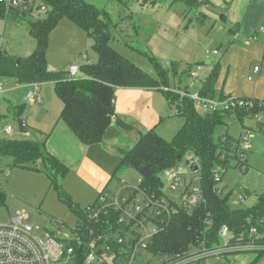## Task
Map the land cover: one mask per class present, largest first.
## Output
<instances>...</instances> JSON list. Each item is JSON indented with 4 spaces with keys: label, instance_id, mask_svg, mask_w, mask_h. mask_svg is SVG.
<instances>
[{
    "label": "rangeland",
    "instance_id": "rangeland-1",
    "mask_svg": "<svg viewBox=\"0 0 264 264\" xmlns=\"http://www.w3.org/2000/svg\"><path fill=\"white\" fill-rule=\"evenodd\" d=\"M86 1L104 13L112 34L111 47L154 77H158L154 65V62H157L167 72L170 90L180 87V90L198 92L200 80L207 75L214 66L215 58L217 59L214 55L207 56V51L218 50L220 44L225 45L227 41L225 37H235L236 34L228 32L231 25H233L231 28L238 29L239 34L251 35L256 32L254 35L259 36L264 33L259 30L264 24L263 8L261 6L248 8V0H236L234 4L230 3L231 0H226L227 3L204 0L209 3L190 10L180 2L169 5V0H160L155 6L141 5L139 0ZM220 7L224 12H221ZM228 8L230 17L227 18L228 20H223V16L227 17L225 10ZM247 11L242 23L241 17ZM201 14L205 16L201 18ZM44 16L41 14L24 18L12 15L4 20L0 19V50L16 58L28 57L35 47V40L28 31V21ZM233 17L236 18L235 21ZM230 21H233V24H230ZM92 43V39L84 30L67 18H61L49 35L47 65L50 63L59 70L58 67L69 63L68 69H70L72 65L91 62V59L96 60L97 54L92 49ZM207 60L212 62L207 65L205 64ZM197 66H200L199 70ZM188 71L196 72L198 78L193 80ZM0 83L2 86L0 139L34 140L33 132L35 130L45 132L47 125L52 123L56 115L58 116L61 101L55 93L52 82L19 83L14 77L2 76ZM145 89L157 93L154 106L161 118L154 129L165 139L171 140L183 118L177 116L174 106L166 101L163 86H161L162 90ZM30 93L34 94L33 99ZM196 108L198 112L204 113L197 104ZM19 119L25 121L27 130L24 132L19 131L17 123ZM242 125L250 129L252 135L251 148L246 152V165L240 167L237 160L230 159L226 169H223L222 164H216L212 168L213 172L222 175L217 186L223 189L224 193H228L227 204L234 210L253 207L259 197L264 196V111L251 119H245L242 124L229 118L226 125L215 127L213 136L217 139L227 133L237 138ZM8 126L12 131L11 134L6 132ZM135 134L134 132L132 135ZM38 141L41 142L42 139ZM188 155L185 154L178 163L184 164ZM99 156L104 166H109L113 161V174L118 168L120 158L118 156L114 159L108 158L104 153L102 154V151L99 152ZM35 165L42 169L40 161ZM46 167L49 174L55 177L67 192L61 175L49 164ZM0 169V190L4 191L6 196L5 204H0V225L11 223L16 214L23 211L28 216L26 223L33 228V235L44 239L46 233L54 229L55 220L63 221L66 229L75 224L76 215L58 200L44 172L16 167L8 156H0ZM191 177L199 178L200 174L199 172L192 174L186 170L181 179L189 183ZM67 178L70 183L68 187L75 184L73 175L68 174ZM138 179L136 170L121 167L109 185V193L119 190L123 186L122 180L135 186ZM161 179L163 181V175ZM167 195L172 201L179 200L178 191H169ZM86 206L82 205L81 209H85ZM195 252L192 249L190 254ZM159 258L158 255L153 254L143 255L147 264H157ZM227 259L235 261L236 264H264V252H261L260 256L256 252L228 254L227 258L219 255L208 256L191 264H229Z\"/></svg>",
    "mask_w": 264,
    "mask_h": 264
},
{
    "label": "trees",
    "instance_id": "trees-1",
    "mask_svg": "<svg viewBox=\"0 0 264 264\" xmlns=\"http://www.w3.org/2000/svg\"><path fill=\"white\" fill-rule=\"evenodd\" d=\"M40 1L46 5L48 11L44 17L28 21L29 34L35 40L33 52L28 57L16 58L0 50V77H14L19 83L52 82L62 106L59 119L81 143L92 145L103 139L115 115L114 93L117 88H168L167 72L157 62L154 65L158 77H154L111 47L110 25L105 20L104 13L93 4L86 0ZM139 1L141 5L155 6L160 0ZM169 2V5L183 3L189 10L208 3L204 0ZM12 15L24 18L31 16L15 9H7L5 3L0 1V19L4 20ZM204 16L201 14V18ZM61 18L70 20L92 39V49L97 54V59L79 65L81 77L69 76L67 71H51L47 67L49 35ZM232 31L233 28H230L228 32ZM218 73L219 64L216 62L209 75L200 80V96L222 98L214 87ZM165 93L167 101L175 107L176 114L183 118L182 126L171 140L159 135L154 128L140 133L130 148L120 149L121 158L117 171L121 167L136 170L141 187L158 197L162 194V173L175 166L185 154L195 155L200 160L199 184L204 200L191 213L178 207L169 218L166 217L150 250L154 254H168L172 259L181 258L192 249L198 252L203 246L210 248L218 244V231L222 226H227L231 233V245L248 241L247 237L241 239L238 235L242 232L247 235L251 228H256L259 234L264 233V196L259 197L253 207L231 209L227 204L228 193H224L217 186L222 175L219 181H215L213 177L212 168L216 164H222L223 169H226L230 159L237 160L240 167L247 163L240 162L236 144L238 139L227 133L217 139L213 136L215 127L226 125L232 113L214 112L207 117V114L197 112L195 103L190 98L180 99L174 92ZM256 102L253 108H242L234 114L240 118L255 116L264 111V102ZM117 125L121 128L128 127L120 120ZM47 136L41 142L0 139V156L10 157L16 167L44 172L58 200L77 218H82V209L47 170L46 166L49 164L62 178L68 173V169L47 150ZM37 161L41 162L42 169L35 165ZM5 198V192L0 190V204H5ZM255 241L264 242V237L259 236ZM260 253L257 252L258 256ZM61 264H85L83 249L76 250L72 262Z\"/></svg>",
    "mask_w": 264,
    "mask_h": 264
},
{
    "label": "built area",
    "instance_id": "built-area-1",
    "mask_svg": "<svg viewBox=\"0 0 264 264\" xmlns=\"http://www.w3.org/2000/svg\"><path fill=\"white\" fill-rule=\"evenodd\" d=\"M7 9H15L21 13L39 16L46 14L48 8L40 0H0ZM259 30L264 32V24ZM218 50L207 51V56H218ZM200 66H197V70ZM259 71L258 67L254 68ZM194 80L198 75L189 72ZM0 83V92H1ZM180 99L190 98L204 113L230 112L234 115L236 110L250 109L256 105L253 98H240L227 96L224 98H206L198 92L191 93L185 90H170ZM34 94L30 93L31 99ZM260 121V117L257 118ZM10 129L6 130L10 133ZM250 131H245L237 141L240 162L246 161V152L251 148ZM244 166V165H243ZM200 169V160L197 156L189 154L184 164L177 163L164 171L162 194L154 196L141 187L140 178L135 186L122 182V187L114 193L104 191L98 201L82 209V218H77L75 224L66 229L63 221L55 220L54 229L48 231L44 239L33 235V228L26 223L28 216L20 211L7 225H0V264H61L72 262L76 250L83 249L85 264H147L144 254L158 255L157 264H191L197 263L208 256H223L245 252H264V242L255 241L259 236L256 228H251L247 235L240 233L239 238L247 237L249 240L242 244H229L231 233L227 226L218 231V244L206 248L201 247L194 254H184L181 258L172 259L165 253H153L150 246L154 237L161 230L165 218L176 212L178 207L187 212H193L204 200L199 184V178L191 177L190 182H183L181 176L186 170ZM1 171V169H0ZM216 171L213 172L215 181L220 180ZM193 183V185H191ZM166 184L168 186L166 187ZM169 191H178L177 202L168 198ZM229 264H236L228 260Z\"/></svg>",
    "mask_w": 264,
    "mask_h": 264
},
{
    "label": "crops",
    "instance_id": "crops-1",
    "mask_svg": "<svg viewBox=\"0 0 264 264\" xmlns=\"http://www.w3.org/2000/svg\"><path fill=\"white\" fill-rule=\"evenodd\" d=\"M218 1L227 3L226 0ZM235 2L236 0L230 1L231 4ZM247 6L248 8L261 6L264 12V0H248ZM220 10L224 12L221 7ZM229 11V8L225 10L227 16L225 20L230 17ZM247 13L248 11L241 17L242 23H244ZM234 18H232L233 21L236 20ZM233 21H230V24H233ZM231 27L228 28V31ZM229 33L236 35L232 38L225 37L227 40L226 44H220L218 47L219 54L214 61L219 64V73L214 86L215 90L221 94L222 98L234 96L253 98L264 102V33L259 36L254 35L256 32L251 35H249L250 33L239 34L238 29H233ZM94 61L95 59H91V62ZM207 61L209 62L208 64L212 62V60ZM68 64L61 65V67H58L60 68L59 70H56V67H52L50 63H48L47 67L51 71H68ZM213 67L201 80H204L209 75ZM255 67L259 68L258 72L254 71ZM74 76H82L79 72V64ZM199 87L200 84L198 89ZM156 94L153 90L145 88H117L114 93L115 115L110 126L106 129L103 139L96 144L85 145L81 143L69 127L59 119L61 105L59 106L58 116L56 115L52 123L47 125L45 132L39 130L33 132L34 140H44L45 136L48 135L45 139L46 148L68 169V173L62 179L63 185L79 208L82 205L88 206L97 202L102 192H109V185L116 175L117 169L112 174L114 169L113 161L109 166H104L99 152L102 151V154L104 153L108 158L114 159L116 156L121 158L120 149L130 148L136 142L140 133L156 128L157 122L161 118L159 111L154 106ZM168 104L170 103L168 102ZM174 112L176 113L175 107ZM200 114L208 115V113ZM255 116L249 115L239 118L237 115L232 114L228 119H235L242 124L245 119H251ZM118 120L127 125L128 129L119 127L117 125ZM182 124L183 121L180 127ZM8 128L10 129L8 126L6 130ZM241 128L242 130L237 138L229 136L239 139L245 131H251L244 125ZM26 130L27 127L25 125L24 131ZM9 131L10 133L8 134H11V129ZM134 132L136 133L135 136L132 135ZM68 174L73 175L75 178V184L70 185L71 187H68L70 184L67 178Z\"/></svg>",
    "mask_w": 264,
    "mask_h": 264
},
{
    "label": "water",
    "instance_id": "water-1",
    "mask_svg": "<svg viewBox=\"0 0 264 264\" xmlns=\"http://www.w3.org/2000/svg\"><path fill=\"white\" fill-rule=\"evenodd\" d=\"M222 18H223V20H225V16H223ZM18 61H19V60L17 59L16 62H18ZM208 63H209V62L207 61L206 64H208ZM77 68H78V64H75V65L70 66V69L67 71L68 74H69L70 76H74V74H75L76 71H77ZM207 117H210V114H208ZM17 123H18L19 131H20V132H24V130H25V121L19 119V120L17 121ZM191 171L195 173V172L197 171V168H193Z\"/></svg>",
    "mask_w": 264,
    "mask_h": 264
}]
</instances>
